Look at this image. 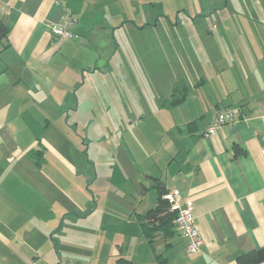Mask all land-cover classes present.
I'll return each instance as SVG.
<instances>
[{"label": "crops", "instance_id": "crops-1", "mask_svg": "<svg viewBox=\"0 0 264 264\" xmlns=\"http://www.w3.org/2000/svg\"><path fill=\"white\" fill-rule=\"evenodd\" d=\"M89 7L92 13L106 15L104 0H0V21L7 28L0 39V264L41 263L51 249L63 260L66 218L74 210L58 207L61 188L50 185L51 173L64 175L67 164L76 169L88 162L98 167L97 154L92 163L84 154L78 159L79 155L62 154L59 149L68 136L66 127L77 131L98 119L97 93L91 97V89H83L90 80L103 90L121 91L109 63L106 71L98 72L97 59L79 57L88 54L86 46L99 41L108 46L114 37L109 35L113 21L90 26V20H84ZM58 22L66 23L72 38L59 39L52 33L51 25ZM243 31L240 37L250 58L246 55L240 68L233 66L237 73L223 75V90L206 87L210 73L191 81L183 92L173 87L170 97L154 110L145 115L140 113L146 112L145 107L133 111L134 117L150 121L151 128L141 132L154 135L156 145L148 141L144 148L151 149L140 154H110L121 158L118 174L141 177L139 184L133 182L135 191L144 194L135 209L138 216L157 203L155 178L168 191L180 190L183 201L192 200L204 239L201 250L187 253L188 240L176 226L156 231L152 243L140 218L130 217L133 225L112 244L110 264L120 257L135 264H242L240 255L264 253V24L253 39H245ZM222 61L226 59L214 63ZM218 70L221 73L220 65ZM226 110H232L236 120L206 135ZM128 121L132 123L131 116ZM52 142L58 150L53 153L57 162H51L46 152ZM256 264H264V258Z\"/></svg>", "mask_w": 264, "mask_h": 264}, {"label": "rangeland", "instance_id": "rangeland-1", "mask_svg": "<svg viewBox=\"0 0 264 264\" xmlns=\"http://www.w3.org/2000/svg\"><path fill=\"white\" fill-rule=\"evenodd\" d=\"M104 3L106 15L104 11L92 13L95 11L89 7L84 20H90V26L104 19L113 21L109 35L113 33L114 37L108 46L101 41L91 48L86 46L88 54L79 57L81 60L97 59L98 72L106 71L105 63H109L114 76L118 77L121 91L114 93L111 87L103 90L92 80L83 87L86 92L91 89V97L97 93L99 103L95 114L98 119L92 121L91 127L83 124L77 131L66 127L68 136L59 149L62 154L79 155V158L76 155L78 159L84 154L92 163L97 154L98 167L89 162L81 168L79 163L77 169L67 164L64 175L52 176L51 173L50 185L58 184L61 188L57 190V202L61 204L58 207L74 212L67 215L66 237L61 246V251L66 247V257L59 261V254L51 249L47 261L39 260L42 264L112 262V244L118 234H124L133 225L130 217V220L139 217L135 209L144 194L137 193L133 185V182L139 184L141 177L132 174L128 179L118 174L121 158L114 160L110 154L149 152L151 147L145 149L144 145H149L148 141L151 146L157 143L154 135L146 136L141 132L151 128L150 121L134 117L133 111L145 107L146 112L140 113L147 114L170 97L173 87L183 92L191 81L201 80L206 73H210L206 87L212 91L214 86L215 92L223 90V75L236 72L233 66L240 68L246 55L250 58L240 29H244L243 37L250 39L252 35L257 37L259 31L255 30L264 24V0H104ZM207 57L211 58V63ZM218 58L226 62L214 63ZM227 62L233 64V68L223 73ZM219 65L222 75L218 73ZM129 116L132 118L130 124ZM54 144H48L46 149L51 162L58 160L53 155L58 152ZM155 192L148 194L145 204Z\"/></svg>", "mask_w": 264, "mask_h": 264}, {"label": "built area", "instance_id": "built-area-1", "mask_svg": "<svg viewBox=\"0 0 264 264\" xmlns=\"http://www.w3.org/2000/svg\"><path fill=\"white\" fill-rule=\"evenodd\" d=\"M51 30L59 39L73 37V34L67 30L66 23H53L51 25ZM235 120L236 114L232 110H226L218 115L215 123L207 128L205 134H214L220 126ZM183 197L182 192L178 189L169 190L164 194V198L169 201L172 210L176 213L175 224L177 229H179L181 234L188 240L186 248L187 253H195L201 250L204 239L196 222L193 202L189 198L183 201Z\"/></svg>", "mask_w": 264, "mask_h": 264}, {"label": "trees", "instance_id": "trees-1", "mask_svg": "<svg viewBox=\"0 0 264 264\" xmlns=\"http://www.w3.org/2000/svg\"><path fill=\"white\" fill-rule=\"evenodd\" d=\"M7 34V28L3 21H0V39ZM184 96L179 97L174 103L181 101ZM42 152V150H40ZM240 149L236 147V152ZM41 155V154H40ZM155 186L158 188V198L156 205L149 209L145 214H139L140 221L142 222L145 233L147 234L149 241L153 243V238L156 236V231L162 230V228H170L176 226L175 224V211L172 210L169 201L164 198V194L168 192L165 189L164 183L155 178ZM264 258L262 251H251L246 254H242L238 257V260L242 264H256ZM116 264H135L133 261L120 257Z\"/></svg>", "mask_w": 264, "mask_h": 264}]
</instances>
